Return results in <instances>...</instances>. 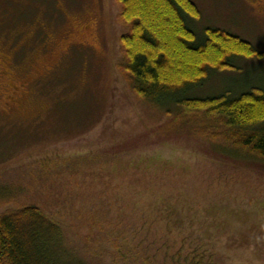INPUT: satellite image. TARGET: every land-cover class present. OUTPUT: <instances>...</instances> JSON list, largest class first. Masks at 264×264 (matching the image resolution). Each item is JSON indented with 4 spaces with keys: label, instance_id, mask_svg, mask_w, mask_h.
<instances>
[{
    "label": "rangeland",
    "instance_id": "rangeland-1",
    "mask_svg": "<svg viewBox=\"0 0 264 264\" xmlns=\"http://www.w3.org/2000/svg\"><path fill=\"white\" fill-rule=\"evenodd\" d=\"M193 1L196 33L264 52V0ZM118 15L117 0H0V212L39 205L91 264H264V159L138 96ZM233 60L190 96L264 91V58Z\"/></svg>",
    "mask_w": 264,
    "mask_h": 264
},
{
    "label": "trees",
    "instance_id": "trees-1",
    "mask_svg": "<svg viewBox=\"0 0 264 264\" xmlns=\"http://www.w3.org/2000/svg\"><path fill=\"white\" fill-rule=\"evenodd\" d=\"M117 3L119 20L127 27L119 41L120 69L135 93L168 114L190 120L214 146L227 147L234 156L264 159V91L229 89L218 96H190L212 72L237 69L234 58L260 60L264 52L220 28L196 33L187 23L201 17L193 0ZM12 189L0 185V202L12 198ZM70 241L37 204L0 212V264H91ZM192 257L191 264H207L205 253Z\"/></svg>",
    "mask_w": 264,
    "mask_h": 264
}]
</instances>
